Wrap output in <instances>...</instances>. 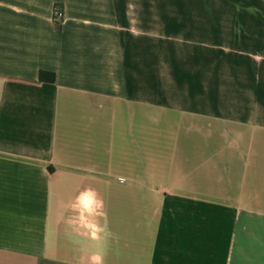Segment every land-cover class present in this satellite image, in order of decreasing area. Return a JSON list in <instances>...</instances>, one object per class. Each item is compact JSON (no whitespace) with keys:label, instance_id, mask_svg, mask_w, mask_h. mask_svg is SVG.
<instances>
[{"label":"crops","instance_id":"obj_1","mask_svg":"<svg viewBox=\"0 0 264 264\" xmlns=\"http://www.w3.org/2000/svg\"><path fill=\"white\" fill-rule=\"evenodd\" d=\"M0 264H264V0H0Z\"/></svg>","mask_w":264,"mask_h":264},{"label":"rangeland","instance_id":"obj_2","mask_svg":"<svg viewBox=\"0 0 264 264\" xmlns=\"http://www.w3.org/2000/svg\"><path fill=\"white\" fill-rule=\"evenodd\" d=\"M59 9H60V6H59ZM62 10V9H61ZM62 16H63V13H62ZM62 19V17L60 18ZM179 118V115H170V114H165V115H162V117H160L159 115H157V113H154L153 116H152V123H159V122H166V121H174L176 119ZM182 119V117L180 118ZM183 118V122H193V121H188L187 119ZM187 120V121H186ZM137 121L140 122V116L137 115ZM148 122H150V119L148 120Z\"/></svg>","mask_w":264,"mask_h":264},{"label":"trees","instance_id":"obj_3","mask_svg":"<svg viewBox=\"0 0 264 264\" xmlns=\"http://www.w3.org/2000/svg\"><path fill=\"white\" fill-rule=\"evenodd\" d=\"M59 13H63V10H61V8L59 9V5L56 4V6H55V16H56V18H59V16H58ZM57 25L60 26V22H57ZM41 77L43 78V73H42Z\"/></svg>","mask_w":264,"mask_h":264},{"label":"built area","instance_id":"obj_4","mask_svg":"<svg viewBox=\"0 0 264 264\" xmlns=\"http://www.w3.org/2000/svg\"><path fill=\"white\" fill-rule=\"evenodd\" d=\"M58 16H59V18H61L62 17V13H59Z\"/></svg>","mask_w":264,"mask_h":264}]
</instances>
